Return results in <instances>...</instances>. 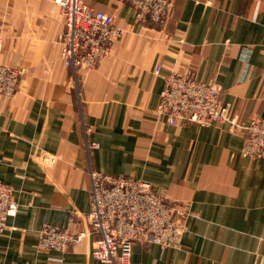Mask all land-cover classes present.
Wrapping results in <instances>:
<instances>
[{
  "label": "crops",
  "instance_id": "obj_1",
  "mask_svg": "<svg viewBox=\"0 0 264 264\" xmlns=\"http://www.w3.org/2000/svg\"><path fill=\"white\" fill-rule=\"evenodd\" d=\"M84 2L123 35L75 90L60 7L0 0V66L22 71L16 98L0 95V181L18 204L0 234V263L106 264L92 256L93 170L150 183L189 211L181 250L135 244L131 264H264V159L241 156L244 133L228 122L172 126L155 112L165 77L177 73L222 86L235 123L264 118V0H174L163 29L137 20L129 3ZM46 224L87 235L66 252L41 251Z\"/></svg>",
  "mask_w": 264,
  "mask_h": 264
},
{
  "label": "built area",
  "instance_id": "obj_2",
  "mask_svg": "<svg viewBox=\"0 0 264 264\" xmlns=\"http://www.w3.org/2000/svg\"><path fill=\"white\" fill-rule=\"evenodd\" d=\"M119 1L135 8L137 20L149 19L159 29L165 27L174 5V0ZM55 3L60 7L63 22L58 37L61 60L72 74L68 86L78 90L81 71L96 69L108 47L123 31L116 26L113 16L95 10L84 0H55ZM250 54L247 47L241 51L243 78L250 69ZM21 75L18 68L0 66V95L6 100L18 95ZM164 82L155 112L165 116L170 125L186 122L209 126L228 122L232 130L241 129L244 133L241 156L264 159V118H252L244 126L235 123L230 116L231 106L223 102L225 92L219 84L177 73L165 77ZM40 159L48 167L54 166V156L43 155ZM89 177L88 222L98 236L92 250L94 259L106 264H131L135 244L158 245L162 250L182 249L190 217L187 208L167 201L152 184L133 176H112L90 170ZM17 210L14 190L0 181V234L5 232L8 219L16 216ZM86 235L85 232L74 234L71 226L60 228L46 224L40 231L38 249L66 252L80 244Z\"/></svg>",
  "mask_w": 264,
  "mask_h": 264
},
{
  "label": "rangeland",
  "instance_id": "obj_3",
  "mask_svg": "<svg viewBox=\"0 0 264 264\" xmlns=\"http://www.w3.org/2000/svg\"><path fill=\"white\" fill-rule=\"evenodd\" d=\"M53 3H55V0H52ZM56 4V3H55Z\"/></svg>",
  "mask_w": 264,
  "mask_h": 264
}]
</instances>
